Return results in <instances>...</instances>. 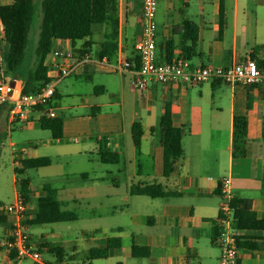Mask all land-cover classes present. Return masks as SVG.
<instances>
[{
	"label": "crops",
	"instance_id": "1",
	"mask_svg": "<svg viewBox=\"0 0 264 264\" xmlns=\"http://www.w3.org/2000/svg\"><path fill=\"white\" fill-rule=\"evenodd\" d=\"M168 1L169 16L162 22H157L155 16L157 61H163L168 41L172 42L173 58L181 56V21L187 18L197 29L195 55L187 59L190 67H221L251 59L264 69V0ZM139 7L140 0H118L117 50L109 60L103 57L107 66L96 63L108 31L106 24L93 28L91 54L82 59L81 41L51 42V53L46 58L49 74L62 65L61 57L54 55L56 51L70 52L67 65L73 67L69 76L55 84L52 102L55 116L62 120L61 139L75 142L66 151L81 155L92 148L98 156V143H102L119 156V162L112 165L115 173L109 172L116 179L115 185L110 182L104 196L117 200L107 210L117 218L115 235L93 236L104 234L103 224H93L87 216L29 225L32 248L41 258L43 253L49 255V260L42 258L45 264H87L88 249L103 247L109 237H119L121 244L111 250L106 261L126 251L123 259L116 258L113 264H218L216 220L220 196L215 190L223 178L229 179L232 196L240 206L252 211L257 220H264V85H226L213 79L187 88L151 85L144 92L138 91L132 85V72L114 70V66L121 60L134 65ZM166 105L170 107L172 125L183 130V155L174 162L168 176L162 172L159 143V119ZM235 116H245L247 120L246 154L239 158L231 155ZM33 119L32 115L24 124ZM136 122L143 128L138 148L131 136V126ZM82 174L89 179L86 172ZM106 179L93 177L91 181ZM133 184H158L168 195H131ZM30 194L37 198L43 193H33L30 187ZM17 195L16 191L14 199ZM101 217L97 212V218ZM2 220L8 222L10 217L2 214ZM0 225V264H19L21 260L11 257L14 252L6 247L10 227ZM64 226L68 232L51 230ZM72 227L78 233L68 237ZM235 230L241 242L259 241L263 236L262 231ZM95 242L100 244L93 246ZM132 245L146 247L149 257H133ZM49 248L61 250L59 256L49 253ZM238 249L239 264H264L263 248ZM79 253L84 257L77 260ZM127 255L135 261H127ZM25 259L34 264L30 258Z\"/></svg>",
	"mask_w": 264,
	"mask_h": 264
},
{
	"label": "trees",
	"instance_id": "2",
	"mask_svg": "<svg viewBox=\"0 0 264 264\" xmlns=\"http://www.w3.org/2000/svg\"><path fill=\"white\" fill-rule=\"evenodd\" d=\"M36 0H10L0 6V15L4 24L6 39L9 43L8 66L15 76L21 81L22 94L29 95L37 92L40 87L49 80L47 76L48 65L46 58L51 53V42L53 39L81 41L79 59L91 54L92 42L90 36L95 25L106 24L108 31L104 36L98 57L112 58L117 50L118 31V0H40V22L39 31L34 50V61L31 68L23 75L19 72L25 48L28 41V33L34 11ZM181 56L189 59L195 55V43L197 40V29L192 21L183 18L181 21ZM170 44L166 42V51L163 61H170L173 56ZM134 66H138V59H133ZM263 68V65H258ZM40 115L37 119L39 127L50 132L52 139L57 140L62 135V120L58 117L50 118L42 108H38ZM7 119V110L0 107ZM232 150L233 158L244 157L246 154V132L247 120L245 116L233 118ZM264 126V119L262 120ZM143 128L140 123H133L131 136L133 145L140 146ZM183 130L174 127L170 117V107L166 105L159 119V143L162 148V172L168 176L173 170L174 162L183 155L182 147ZM264 140V133H263ZM97 153L102 164L113 165L119 162V156L107 149L104 144L98 143ZM19 166L14 168V174L23 173L25 169L45 167L50 164L48 157L27 158L17 160ZM86 174H82L85 177ZM18 195L29 203L30 180L28 178H15ZM114 184V181L111 180ZM264 183V181H263ZM115 185V184H114ZM43 194L36 198L34 209L26 215L24 224L56 223L76 219L75 214L62 209L61 202L57 199V190L48 184L42 186ZM131 195H144L150 198L165 197L167 192L158 184H133L129 190ZM215 192L219 194L217 186ZM230 206L233 209L231 226L238 230L262 231L261 240L238 241V248L256 250L264 249V220H257L252 211L243 208L232 197ZM10 221H3L0 214V224H6L11 228ZM9 235V234H8ZM119 237H109L104 241L103 247H91L87 251L88 263L95 259H105L112 249L120 247ZM49 253L59 256L61 250L49 248ZM14 258V253H10ZM131 255L135 258L149 257L146 247L131 246Z\"/></svg>",
	"mask_w": 264,
	"mask_h": 264
},
{
	"label": "built area",
	"instance_id": "3",
	"mask_svg": "<svg viewBox=\"0 0 264 264\" xmlns=\"http://www.w3.org/2000/svg\"><path fill=\"white\" fill-rule=\"evenodd\" d=\"M2 3H0V6ZM158 0H140L139 7V32L134 44V53L138 59L135 67L126 60H121L114 66V70L131 71L133 74L132 85L140 92L148 90L151 85L168 87L179 85L182 88L199 85L203 82L217 79L226 85L254 86L264 85V69L251 59L230 63L226 66L190 67L188 61L182 56L172 58L170 61H157L156 56V21ZM9 43L6 39L4 24L0 15V107L7 110L9 122H28L30 117L44 109L50 118L55 117L52 106L55 84L66 78L73 71V67L67 65L70 52H54L61 57L62 65L53 74L47 72L49 80L40 89L29 95L22 94L21 81L13 74L8 66ZM96 63L107 66L105 58L96 59ZM63 142L61 138L56 140ZM69 141V140H67ZM24 152V149L21 150ZM16 165L17 162L15 161ZM220 204L217 216L218 233L216 240L219 244L220 255L218 264H239V249L237 247V233L231 226L233 209L230 206L232 193L230 181L223 178L218 183ZM11 218V228L7 236L6 247L14 252L15 260L30 258L34 264H45L41 255L30 244V231L24 220L29 211V204L19 195L12 204L4 207ZM53 230L68 232L69 228L54 227Z\"/></svg>",
	"mask_w": 264,
	"mask_h": 264
},
{
	"label": "rangeland",
	"instance_id": "4",
	"mask_svg": "<svg viewBox=\"0 0 264 264\" xmlns=\"http://www.w3.org/2000/svg\"><path fill=\"white\" fill-rule=\"evenodd\" d=\"M10 0H0V3H8ZM168 0H159L156 21L162 22L168 14ZM40 22V0L34 2V11L31 19V25L28 33V41L24 56L19 67V72L23 75L31 68L34 61V50L39 31ZM100 25H95L94 29ZM19 80L20 78L17 77ZM71 79V78H69ZM73 80V79H71ZM56 112L60 111L56 109ZM61 113V112H60ZM38 114H33V121L24 124L18 121L9 122L5 119L4 113L0 112V214L8 216L4 207L14 202L17 187L14 179L28 178L33 193H43L42 186L48 184L51 188L57 189V199L61 202L62 209L72 212L78 217H90L93 224L102 223L104 234L95 233L93 236H113V228L116 225L117 218L108 213V208L117 203V200L106 199L105 193L110 189V182L115 181V177L109 174L115 173V166L102 164L94 150L81 155L68 154L67 149L73 148L74 141L57 142L52 139L47 130L39 127L37 122ZM84 141H81V144ZM92 146V145H91ZM24 149V152L21 150ZM48 157L50 165L46 167L25 169L23 173L14 174V168L19 166L17 160L19 157ZM13 161L17 162L14 165ZM16 164V163H15ZM86 172L89 179L82 177ZM93 177H107L102 182H93ZM118 179V178H117ZM29 211H33L36 198L29 195ZM97 212L102 217L97 218ZM3 226L0 225V234ZM53 230V228L51 229ZM77 228H70L68 237L76 236ZM100 242H95L93 246H98ZM125 249L118 254L112 255L106 259L93 261L94 264H113L115 259H123ZM84 257L82 253L76 255V259ZM43 260H49L47 253L42 254ZM126 260L135 261L134 258L127 255ZM19 264H29L30 260L22 259Z\"/></svg>",
	"mask_w": 264,
	"mask_h": 264
},
{
	"label": "water",
	"instance_id": "5",
	"mask_svg": "<svg viewBox=\"0 0 264 264\" xmlns=\"http://www.w3.org/2000/svg\"><path fill=\"white\" fill-rule=\"evenodd\" d=\"M18 77V76H17Z\"/></svg>",
	"mask_w": 264,
	"mask_h": 264
}]
</instances>
